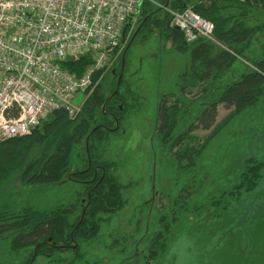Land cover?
I'll return each instance as SVG.
<instances>
[{"label": "trees", "instance_id": "trees-1", "mask_svg": "<svg viewBox=\"0 0 264 264\" xmlns=\"http://www.w3.org/2000/svg\"><path fill=\"white\" fill-rule=\"evenodd\" d=\"M162 1L166 4L168 0ZM169 6L173 10L191 7L197 14L212 21L214 37L222 46L218 48L217 43L207 39L188 43L184 35L171 26V14L161 8L159 11L163 10V15L156 18L152 2L143 4L137 14L138 25L144 22L141 34L148 33L156 25L164 30L167 39H175L173 43L178 51L191 52L193 63L190 70L181 75L180 91L185 94L188 78L192 76L204 82L217 72L216 80L227 79L221 91L217 92V98L201 110L196 124L180 137L178 144L183 145L191 132L199 127L212 129L217 121L219 105L235 112L226 121V126L235 122L236 118H245L250 114L264 124V0H173ZM133 19L127 21L125 38ZM255 39L260 46L257 51L254 49ZM119 53L117 50L113 55L116 57ZM239 58L248 60L251 66L238 81L233 82L232 75L236 73L233 68ZM90 63V59L84 57L69 60L65 68L79 75ZM196 63L202 67V72L195 71ZM106 70L95 76V82L102 76L100 84L93 93L90 90L87 92L90 95L76 117L72 118L62 109L50 115L31 134L0 142V264H34L39 257L48 258L50 264H93L86 260L84 244L96 241L104 224L112 221L127 204L124 197L126 185L116 174L118 164L105 158L104 144L111 116L124 114L125 108L121 110L119 105H127L129 95L118 91L113 96V90L107 96L103 92ZM227 74L231 77L227 78ZM117 83L118 79L115 87ZM122 86L130 89L125 79L121 82ZM170 96L177 97L176 94ZM168 102L164 99L160 110V135L164 142L173 138V131L187 113L183 105L180 107L179 99L170 106ZM257 134L260 137L254 143L250 140V154H247L232 183L218 186L211 197L201 204L189 201L191 188L186 186L172 200L170 214L151 218V239L147 248L153 260L166 256L170 241L176 237L174 228L180 231L187 217L202 215L210 208L217 211L214 215L217 216L234 204L247 203L246 200L260 190L264 182V140L261 142L264 130H259ZM246 138L249 140L250 137L247 135ZM206 147L207 144L199 148H180L177 152L179 169L188 172L197 167V161ZM65 181L84 184L85 190L77 203L46 208L37 200H32L33 196L20 203L17 201L19 196L22 197L18 183L23 187H45ZM260 196L263 201L257 208L264 213V193L261 192ZM152 213V210L148 211L150 216ZM66 253L70 254L69 257L65 256Z\"/></svg>", "mask_w": 264, "mask_h": 264}, {"label": "rangeland", "instance_id": "rangeland-1", "mask_svg": "<svg viewBox=\"0 0 264 264\" xmlns=\"http://www.w3.org/2000/svg\"><path fill=\"white\" fill-rule=\"evenodd\" d=\"M151 2L156 18L163 15V10L169 13V9H172L169 5L173 0H168L166 4L162 0ZM161 8L163 10L159 11ZM137 17L133 19L127 39L137 29ZM157 27L153 26V33L158 31ZM171 41L167 40L166 35L160 34H154L147 42L138 38L126 58V78L131 83L129 111L121 130L108 135L104 149L105 158L118 164L117 175L121 182H132L134 186L129 184L130 189L125 193L126 207L112 221L104 224L96 242L84 246L86 260L99 264H264V213L257 208L263 201L260 194L264 193V182L260 190L246 200L247 203L243 201L245 204H234L228 210L220 211L217 216H214L217 211L210 208L202 215L187 217L185 224L179 227L180 231L174 228L176 237L170 241L166 256L155 260L149 256L150 221L164 213L170 214L172 200L186 186L191 188L189 201L201 204L211 197L218 186L232 183L247 154H250V140L254 143L260 137L257 134L259 130H264V124L257 122L254 114L236 118L235 122L226 126V121L235 112L219 105L214 127L210 130L200 127L193 130L181 147L199 148L207 144L197 161V167L188 172L179 169L172 146L162 143L156 130L158 106L162 97L175 93L178 98H171V102L179 99L180 107L183 105V109H186L187 113L176 131L177 136H182L196 123L201 110L217 98V92L221 91L227 79L224 77L221 82L216 80L219 75L217 72L204 82L192 76L188 78V88L184 91L186 96L182 95L177 84L178 77L188 64L192 65V55L190 51L180 54L171 49ZM123 47L124 43L120 49ZM217 47L222 46L218 44ZM259 48L255 39L254 49L257 51ZM116 57L111 61L102 82L103 92L107 96L112 94L115 82L119 79L122 58L117 57V60ZM248 66H251L248 60L239 58L233 68L236 73L232 75V81H238ZM194 68L199 73L203 71L198 63ZM229 75L227 78L231 77ZM101 79L102 76L90 93H93ZM89 95H80L76 104H83ZM247 135L253 139L248 140ZM261 139L262 142L264 137ZM17 187L21 189L22 196L18 197L19 203L33 196L32 200H37L46 208L77 203L85 190L84 184L73 181L45 187H23L18 183ZM146 201H150L152 216L147 214L149 205L144 204ZM143 204L142 213L139 211ZM137 242L142 257L139 261L131 257ZM113 243L115 245L110 246ZM35 264H49V259L39 258Z\"/></svg>", "mask_w": 264, "mask_h": 264}, {"label": "built area", "instance_id": "built-area-1", "mask_svg": "<svg viewBox=\"0 0 264 264\" xmlns=\"http://www.w3.org/2000/svg\"><path fill=\"white\" fill-rule=\"evenodd\" d=\"M148 1L0 0V142L31 134L62 109L76 117V100L110 67L127 21ZM169 13L188 43L219 44L214 23L191 7ZM84 57L91 63L82 74L65 68Z\"/></svg>", "mask_w": 264, "mask_h": 264}, {"label": "flooded vegetation", "instance_id": "flooded-vegetation-1", "mask_svg": "<svg viewBox=\"0 0 264 264\" xmlns=\"http://www.w3.org/2000/svg\"><path fill=\"white\" fill-rule=\"evenodd\" d=\"M144 23V22H143ZM143 23H141L140 25H137V29L135 30V32L133 33V34H131L130 35V37H129V39H127V38H125V40L123 41V43H124V47L122 48V49H120V58H119V54L117 55V57H118V59H121L122 58V60H121V66H120V75H119V78L120 77H122L121 78V81H120V83H119V79H118V83H117V86L115 87V92H114V94H113V96L114 95H116V93L118 92V91H121V92H126V93H128V95L130 94V89H128L127 88V86H122L121 87V82H122V80L123 79H125L126 80V82H128V84L129 85H131V83L128 81V79L126 78V70H127V66H128V64H127V61H126V58H127V56H128V54L130 53V51H131V49H132V46H133V44H134V41L135 40H137L138 38L139 39H141V41L142 42H147L148 41V39L151 37V36H153L154 34H156V35H161V36H163L164 35V30L163 29H159L158 27V31L156 32V33H153L152 31H153V28L148 32V33H143V34H141V28H142V25H143ZM132 27H133V25L131 26V28L130 29H132ZM129 34V33H128ZM128 36V35H127ZM149 37V38H148ZM145 38H148V39H146V41H144V39ZM168 41H171V39H167ZM172 42V46H171V49H175L178 53H180V54H182L180 51H178V49L174 46V43H173V41H171ZM117 57L115 58V59H117ZM117 59V60H118ZM110 68V67H109ZM108 68V69H109ZM190 68H191V65L190 64H188L187 66H186V68L183 70V72L179 75V77H178V87H179V89H181L180 88V78H181V75H183V73H185L186 71H188V70H190ZM107 69V70H108ZM131 87V86H130ZM181 92V91H180ZM173 94H175V93H173ZM181 94L182 95H184V96H186V93L185 94H183L182 92H181ZM177 97H178V95H176ZM129 97H130V95H129ZM164 99H166V100H168V101H170V102H168V106H170L171 105V96L170 95H165L164 97H162V99H161V101H160V103H159V106H158V119H157V126H156V130H157V134H158V136H159V139H160V141L162 142V143H164V144H167V145H170V146H172V151H173V154L176 156V158H177V164H178V168L180 167V163H179V160H178V157H177V152L180 150V148L183 146L182 144H178V140L180 139V137L181 136H177L176 135V131H177V129H178V126H179V124H180V122H179V124L176 126V128H175V130L173 131V138L169 141V142H164V140L162 139V137H161V135H160V125H161V117H160V113H161V106H162V104H163V100ZM124 103H122V104H120L119 105V108L121 109V110H124V108H125V112H124V114L122 115V116H116V115H112L111 116V123H110V125H109V127H107L106 128V133H105V135H106V142H107V140H108V135L110 134V133H112V132H118V131H120L121 130V127H122V124L126 121V118H127V115H128V111H129V106H130V102H129V100H128V102H127V105H125V107H124ZM127 112V113H126ZM185 117V116H184ZM183 119V118H182ZM196 124V123H195ZM195 124H193V125H195ZM192 125V126H193ZM191 126V127H192ZM190 127V128H191ZM189 128V129H190ZM185 135V134H184ZM183 136V135H182ZM117 172H118V170H117ZM117 172H116V174H117ZM118 176V175H117ZM121 181V180H120ZM123 183V182H122ZM124 184V183H123ZM129 184H132L133 186H134V183H132V182H130V183H128V184H124V185H126V190L124 191V197H125V199H126V201H127V198H126V196H125V193H126V191L127 190H129L130 189V185ZM132 188V187H131ZM180 194V193H179ZM155 196H157V194H155ZM148 202H150V201H146V202H144V204H146L147 206L149 205V207H148V210H147V214H148V211L149 210H152V208H150V204L148 203ZM144 204H143V206L141 207V210L139 211V212H142L143 213V211H144ZM127 205V204H126ZM126 205H125V207H126ZM145 205V206H146ZM124 207V208H125ZM123 208V209H124ZM139 208V207H138ZM150 208V209H149ZM155 208V207H154ZM122 209V210H123ZM121 210V211H122ZM79 212V211H78ZM77 212V213H78ZM77 213H76V215H77ZM150 226V225H149ZM148 226V227H149ZM102 231V230H101ZM98 240V239H97ZM96 240V241H97ZM96 241H94V242H96ZM94 242H92V243H94ZM89 244V243H88ZM86 244H84V246H85ZM115 245V243H113L112 245L110 244V246H114ZM84 246H83V250H84ZM128 247V246H127ZM131 248L133 247V246H130ZM134 249V250H133ZM132 249V258H135V259H137L138 261L139 260H141L142 259V257L140 256V253H139V244H138V242L134 245V248ZM123 251H125L124 249H123ZM84 252L86 253V251L84 250ZM66 254H68V253H66ZM69 255L70 254H68V255H65L66 257H69ZM87 256V255H86ZM39 258H44V257H39ZM38 258V259H39ZM37 259V260H38ZM37 260H36V262H37ZM35 262V263H36ZM89 262V261H88ZM34 263V264H35ZM91 263V262H90ZM50 264V263H49ZM93 264H99L97 261H93Z\"/></svg>", "mask_w": 264, "mask_h": 264}, {"label": "water", "instance_id": "water-1", "mask_svg": "<svg viewBox=\"0 0 264 264\" xmlns=\"http://www.w3.org/2000/svg\"><path fill=\"white\" fill-rule=\"evenodd\" d=\"M127 28H128V26H126L125 29H124L123 40H125V33H126V31H127ZM121 78H122V77L119 78V83H120V81H121Z\"/></svg>", "mask_w": 264, "mask_h": 264}]
</instances>
